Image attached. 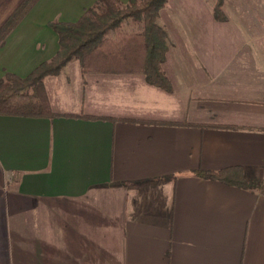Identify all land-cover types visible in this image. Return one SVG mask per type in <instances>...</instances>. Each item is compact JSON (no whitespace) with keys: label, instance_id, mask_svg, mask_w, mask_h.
Returning a JSON list of instances; mask_svg holds the SVG:
<instances>
[{"label":"crops","instance_id":"0c3cea01","mask_svg":"<svg viewBox=\"0 0 264 264\" xmlns=\"http://www.w3.org/2000/svg\"><path fill=\"white\" fill-rule=\"evenodd\" d=\"M23 1L0 0V28ZM99 1L37 0L0 45V81L52 59V22ZM216 2L160 12L172 91L78 62L45 79L54 116L0 114V264H264V188L198 175L264 180V23L218 20Z\"/></svg>","mask_w":264,"mask_h":264},{"label":"trees","instance_id":"16d2710c","mask_svg":"<svg viewBox=\"0 0 264 264\" xmlns=\"http://www.w3.org/2000/svg\"><path fill=\"white\" fill-rule=\"evenodd\" d=\"M37 0H24L0 28V45L27 14ZM169 0H130L126 5L118 0H100L85 11L76 22H52L59 34V50L50 60L41 63L29 75L7 72L0 81V114L23 116H54L45 89V79L58 75L71 61L80 63L87 73H138L147 81L166 91L173 84L164 70L170 48L166 31L158 24L161 10ZM225 0H217L215 17L227 20ZM132 17L142 22L136 32H120L118 41L109 31L122 28ZM95 117V116H93ZM142 123H166L154 120H134ZM198 175L218 179L232 185L264 188V180L249 179L243 168L229 167L219 171L200 170Z\"/></svg>","mask_w":264,"mask_h":264},{"label":"rangeland","instance_id":"374dc122","mask_svg":"<svg viewBox=\"0 0 264 264\" xmlns=\"http://www.w3.org/2000/svg\"><path fill=\"white\" fill-rule=\"evenodd\" d=\"M227 2L229 3L228 8L226 10L224 8L225 13L227 15V19L257 20V21H261L262 23H264V0H228ZM128 21H136V23H138V27H133V24L131 26H128ZM141 28H142V22L137 21L132 17H129L123 21L122 28L118 30H112V31L110 30L108 33V36L112 38L114 41H118L120 32L131 33V32L140 31ZM78 62L79 61L77 60H73L71 61V63L69 62L70 64L68 63L61 70L60 74L65 73L67 76L71 75V72L79 69L80 66ZM87 74H99V73H87ZM106 74H109V73H106ZM52 76H55V75H52Z\"/></svg>","mask_w":264,"mask_h":264}]
</instances>
